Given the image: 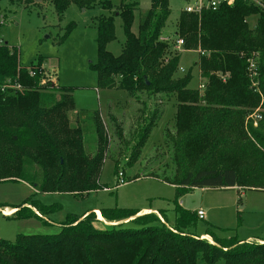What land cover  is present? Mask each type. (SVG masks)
<instances>
[{"label":"trees","instance_id":"obj_1","mask_svg":"<svg viewBox=\"0 0 264 264\" xmlns=\"http://www.w3.org/2000/svg\"><path fill=\"white\" fill-rule=\"evenodd\" d=\"M44 1L52 3L59 16L71 4L86 9L99 5L109 13L96 18L98 61L92 68L100 88H118L137 100L142 93L174 98L175 132L166 136L174 171L164 172L165 182L176 185L180 194L197 187L264 190V8L236 0L200 14L181 11L176 37L184 39V50L200 55L198 67L205 80L200 90L189 87L191 70L178 74L181 52L175 50V41L162 39L172 12L170 0H151L137 34L132 27L138 0H122L118 6L113 0H10L25 5ZM116 16L126 36L118 56L108 50L116 39ZM252 16L258 17L253 27ZM3 24L0 8V40ZM74 26L72 22L68 32ZM252 60L256 86L250 77ZM227 73L222 80L220 74ZM51 79L42 58L23 66L19 50L0 43V182L22 179L42 192L98 190L109 148L101 113L77 111L71 88ZM257 108L261 119L248 120ZM110 119L122 140V125L114 116ZM146 119L130 165L139 160L158 114L154 111ZM86 121L96 135L93 153L86 148ZM23 205L13 207L19 209L11 215L46 222L38 214L45 215L46 206L33 200ZM175 210L173 230L158 214H140L139 209L103 208V218L96 211L70 216L56 234H19L14 242L0 239V264H264V240H222L208 229L206 234L214 239L210 242L190 232L198 221L196 212L180 205Z\"/></svg>","mask_w":264,"mask_h":264},{"label":"rangeland","instance_id":"obj_2","mask_svg":"<svg viewBox=\"0 0 264 264\" xmlns=\"http://www.w3.org/2000/svg\"><path fill=\"white\" fill-rule=\"evenodd\" d=\"M121 1L113 0L116 6ZM138 2L132 27L136 34L142 18L151 7V0ZM189 2L170 0L172 12L163 30V37H167L170 42L177 38V22L181 11ZM0 8L4 23L1 39L19 50L22 65L30 66L42 58L43 68L48 71L52 82L57 79L61 87L71 88L77 111L90 116L95 111L101 112L109 138L98 190L83 194L42 192L22 179L0 182V239L14 242L19 234H56L70 216L103 208H131L141 211L156 208L158 213H154L172 229L176 227L175 208L180 203L185 210L194 211L202 207L206 212L205 219L198 218L196 224L190 227L191 233L202 235L211 229L222 240L253 242L264 239V190H252L243 186L231 189L197 187L180 194L176 185L161 178L165 175L164 172L174 171L171 147L166 136L175 132L176 103L173 97L167 98L160 94L149 97L142 93L140 100H137L124 90L99 87L97 72L92 68V64L98 61L96 18L101 14L108 15L107 11L99 5L86 9L71 4L59 16L54 5L48 1L25 5L0 0ZM257 18H249L251 27L256 24ZM72 22H75V26L68 32V26ZM115 26L116 39L108 44V50L118 56L126 41L122 19L118 16ZM199 60L200 55L196 50L181 52L180 68L185 71H179L178 74L182 76L191 70L193 78L189 87L193 89H199L202 79ZM154 111L158 114L157 125L152 128L139 160L130 165L129 158L138 141V134L146 125V118L151 117ZM110 116H114L122 125V140ZM70 119L71 125L75 126L78 118L74 112L70 114ZM84 135L86 148L93 153L96 135L89 121L84 124ZM121 172L124 183L120 182ZM26 200L36 201L48 208L45 215L38 213L46 222L36 217L19 219L11 215L19 209L13 207L26 206L23 205ZM6 208H13L15 211L5 214ZM97 215L103 218L100 213ZM207 239L214 242L211 236Z\"/></svg>","mask_w":264,"mask_h":264},{"label":"built area","instance_id":"obj_3","mask_svg":"<svg viewBox=\"0 0 264 264\" xmlns=\"http://www.w3.org/2000/svg\"><path fill=\"white\" fill-rule=\"evenodd\" d=\"M247 1L249 3H252L256 6H259L261 8H264V2L263 0H244ZM236 0H191L189 2V4L185 7V11L186 12H190V13H195V14H200L202 13V11L206 8H211L213 10L218 9L220 6L222 5H232L233 3H235ZM165 41H169L167 37H163L162 38ZM3 42L2 39L0 40V43ZM184 39L182 38H176L175 40V50L182 52L183 46H184ZM198 52V51H197ZM180 71L184 72V68H180ZM31 74L34 76L36 73L35 72H31ZM229 74H220V78L222 80H226L228 78ZM257 76V71H256V62L254 60H252L251 65H250V77L252 79V82H254V78ZM204 79H201L200 82V90H203L205 88V83H204ZM256 86V83H253ZM260 110L261 108H257L252 114L249 115L248 120L253 119L255 122H257L258 120L261 119V115H260ZM120 177L121 183H124L125 180L123 179V173H120ZM197 216L199 219H205L206 218V212L204 211V209H199L197 212Z\"/></svg>","mask_w":264,"mask_h":264},{"label":"crops","instance_id":"obj_4","mask_svg":"<svg viewBox=\"0 0 264 264\" xmlns=\"http://www.w3.org/2000/svg\"><path fill=\"white\" fill-rule=\"evenodd\" d=\"M101 113V112H100ZM102 115V114H101ZM180 206H181V203H180ZM182 207V206H181ZM7 210H11V211H15V209H13V208H6ZM199 209H203L202 207H200ZM199 209H197V210H194L193 212H197ZM140 210V209H139ZM96 212L97 213H100L101 214V212H100V210H96ZM150 212H157L158 213V210L156 209V208H148L147 210H145V211H141L140 210V214H146V213H150ZM4 213L5 214H8V213H6L5 211H4ZM87 213V212H86ZM176 220H177V214H176ZM203 238H206L207 239V237H210L209 235H207L206 233H204V234H202L201 235ZM252 240V239H251ZM262 241L264 240V239H261Z\"/></svg>","mask_w":264,"mask_h":264},{"label":"bare ground","instance_id":"obj_5","mask_svg":"<svg viewBox=\"0 0 264 264\" xmlns=\"http://www.w3.org/2000/svg\"><path fill=\"white\" fill-rule=\"evenodd\" d=\"M5 212L11 214L13 211L5 209Z\"/></svg>","mask_w":264,"mask_h":264}]
</instances>
